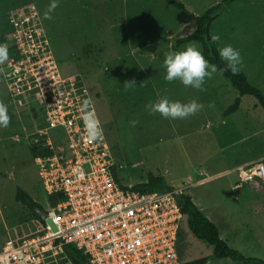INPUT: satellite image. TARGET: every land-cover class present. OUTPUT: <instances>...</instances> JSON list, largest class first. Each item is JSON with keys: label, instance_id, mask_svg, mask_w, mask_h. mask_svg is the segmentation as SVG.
<instances>
[{"label": "rangeland", "instance_id": "obj_1", "mask_svg": "<svg viewBox=\"0 0 264 264\" xmlns=\"http://www.w3.org/2000/svg\"><path fill=\"white\" fill-rule=\"evenodd\" d=\"M180 1L187 12L165 0H58L46 19L52 0H0V38L14 45L10 38L15 23L40 13L61 75L80 76L88 86L119 182L133 187L145 183L150 173L165 177L173 189H184L231 248L264 260V183L242 184L233 170L264 164V110L246 95L238 111L224 117L238 92L218 72L202 90L164 80L165 53L181 50L185 45L176 49L177 40L196 29L188 14L201 16L224 0ZM211 33L220 38L218 50L229 44L239 50V71L264 94V0L227 6ZM5 67L6 62L0 64V102L7 105L10 123L0 128V248L9 239L25 240L45 232V223L16 201L18 188L45 212L56 205L44 190L31 151L36 126L29 111L13 103ZM132 81L136 85L129 87L127 82ZM163 97L196 99L204 108L185 119H164L146 108ZM50 139L56 147L66 143L60 130L51 132ZM190 179L192 184L186 187ZM178 248L184 263L214 253L190 233L186 217ZM208 264L241 263L215 259Z\"/></svg>", "mask_w": 264, "mask_h": 264}, {"label": "built area", "instance_id": "obj_2", "mask_svg": "<svg viewBox=\"0 0 264 264\" xmlns=\"http://www.w3.org/2000/svg\"><path fill=\"white\" fill-rule=\"evenodd\" d=\"M10 39L14 49L4 78L13 103L27 109L36 126L30 145L41 152L35 161L44 190L56 203L47 214L57 231L45 225L37 237L9 239L0 248V264H73L67 245L88 264H184L178 248L184 189L141 192L123 186L88 86L80 76L61 75L38 14L16 22ZM88 112L102 129L98 140L87 136ZM57 130L66 136L61 147L50 139ZM237 172L242 184L264 183L263 163Z\"/></svg>", "mask_w": 264, "mask_h": 264}, {"label": "trees", "instance_id": "obj_3", "mask_svg": "<svg viewBox=\"0 0 264 264\" xmlns=\"http://www.w3.org/2000/svg\"><path fill=\"white\" fill-rule=\"evenodd\" d=\"M165 1L172 4L180 11L187 12L185 5L180 0ZM239 1L242 0H224L218 6L208 9L201 16H194L189 13L188 15L194 21L196 29L190 36L178 39L176 42V49L193 41L202 45L205 58L208 59L210 63L217 66V72L222 77L229 80L232 87L238 92V97L235 99L234 104L225 110L223 114L224 117H228L236 113L242 103V98L246 95L254 97L264 110V94H262L250 84L247 76L242 71H238L236 74H233L230 70H224L225 62H223L219 56L217 43L213 42L211 39V27L213 23L221 16L227 6ZM0 44L6 45L8 52L14 49V45L8 41L7 38H0ZM31 151L35 157L41 153L37 149L31 148ZM132 189L141 192H166L172 190L173 188L166 182V179L163 176H156L150 173L148 174L146 183L135 185L132 187ZM16 201L23 206L30 208L34 212L35 216L41 220L35 210L37 208L43 210L42 206L36 203L21 188L17 189ZM179 205L184 217L188 218V227L190 233L197 239L205 241L214 249V253L211 257L201 258L184 264H208L211 260L215 259H230L241 264H264V260L245 257L239 251L231 248L227 242L221 238L218 227L202 213V211L194 204L190 196H181L179 199ZM65 250L73 264H88L87 258L83 256L82 253L77 251L73 246L67 245L65 246ZM179 255L181 257L180 250Z\"/></svg>", "mask_w": 264, "mask_h": 264}, {"label": "clouds", "instance_id": "obj_4", "mask_svg": "<svg viewBox=\"0 0 264 264\" xmlns=\"http://www.w3.org/2000/svg\"><path fill=\"white\" fill-rule=\"evenodd\" d=\"M58 6V0H52L47 11L44 13L46 19L51 18V13ZM213 42L218 41V35L211 37ZM219 56L225 62V69L236 74L240 70L242 57L238 49L232 45H225L219 49ZM8 60V48L4 44H0V64ZM163 66L165 69L164 80L167 82L179 81L186 87L202 90L207 79L211 78L217 72V66L210 63L205 58L203 50L198 42H190L181 50H170L165 53ZM131 87L136 85L135 81L127 82ZM87 103V102H86ZM213 105H209L212 107ZM151 113H159L164 119H185L196 115L204 108V104L193 99L188 102L170 101L167 97L158 99L146 105ZM84 125L87 136L90 140H98L102 136V129L94 114L88 112L84 116ZM10 117L7 105L0 102V128L8 127ZM135 124V122H133Z\"/></svg>", "mask_w": 264, "mask_h": 264}, {"label": "water", "instance_id": "obj_5", "mask_svg": "<svg viewBox=\"0 0 264 264\" xmlns=\"http://www.w3.org/2000/svg\"><path fill=\"white\" fill-rule=\"evenodd\" d=\"M35 211L40 217L41 221L45 223V225H48L52 229L53 232L57 231V227L54 221L52 220V218L48 216L47 212H45L44 210L38 209V208Z\"/></svg>", "mask_w": 264, "mask_h": 264}, {"label": "crops", "instance_id": "obj_6", "mask_svg": "<svg viewBox=\"0 0 264 264\" xmlns=\"http://www.w3.org/2000/svg\"><path fill=\"white\" fill-rule=\"evenodd\" d=\"M37 14H39V16H40V20H41V24H42L43 30H44V32H45L47 38H48L47 29H46V27H45V25H44V23H43V19H42L40 13H37ZM49 41H50V40H49ZM50 45H51V43H50ZM250 164H251V163H250ZM246 165H248V164L239 165V166L235 167L233 170H234V172H236V170H238L240 167H243V166H246ZM164 178H165V177H164ZM192 180H193V179H192ZM146 182H147V181H146ZM146 182H145V183H146ZM236 187H237V188H240V185H236ZM236 187H235V188H236Z\"/></svg>", "mask_w": 264, "mask_h": 264}]
</instances>
